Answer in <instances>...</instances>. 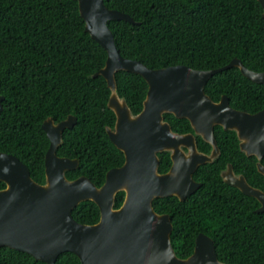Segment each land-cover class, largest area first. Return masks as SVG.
Returning <instances> with one entry per match:
<instances>
[{
	"label": "trees",
	"instance_id": "obj_1",
	"mask_svg": "<svg viewBox=\"0 0 264 264\" xmlns=\"http://www.w3.org/2000/svg\"><path fill=\"white\" fill-rule=\"evenodd\" d=\"M108 9L130 16L134 24L109 21L121 57L156 70L184 65L194 70H214L238 59L245 68L264 72V18L257 0H104ZM106 51L85 31L76 0H0V153L18 158L33 181L45 183L44 156L49 141L41 125L69 115L77 121L62 133L56 154L77 159L68 180L88 178L96 187L106 173L121 167L124 155L109 140L114 127L108 109L110 90L103 77L94 76L106 61ZM116 91L133 114L142 110L148 86L141 76L114 74ZM212 101L228 97L230 106L255 114L264 109V84L245 78L238 68L223 70L205 83ZM164 120L179 134L192 132L186 119L165 114ZM220 155L197 168L193 179L201 186L184 201L157 198L156 213L172 223L170 241L175 255L186 259L195 239L203 234L213 241L217 259L224 264H264V212L260 204L220 176L227 164L249 185L264 192V177L256 158L239 149L233 131L214 127ZM197 148L208 154L210 145L196 137ZM160 174L166 173L169 153L158 154ZM264 165V157L260 161ZM0 182V190L4 189ZM124 193L115 197L118 209ZM74 220L94 225L100 212L91 201L72 211ZM0 264H45L27 253L0 248ZM55 264H80L73 253L60 254Z\"/></svg>",
	"mask_w": 264,
	"mask_h": 264
},
{
	"label": "water",
	"instance_id": "obj_2",
	"mask_svg": "<svg viewBox=\"0 0 264 264\" xmlns=\"http://www.w3.org/2000/svg\"><path fill=\"white\" fill-rule=\"evenodd\" d=\"M85 31L107 54L105 64L94 76L103 77L110 90L107 107L115 115L114 127L106 128L110 142L124 155L121 167L109 170L105 181L96 187L80 176L68 180L67 171L76 170L77 159L61 158L56 151L62 133L72 129L77 119L69 115L54 123L43 121L41 128L49 141L44 156L45 183L32 180L28 168L15 156L0 153V248L29 254L35 261L55 264L62 253H73L80 264H224L217 259L211 238L198 234L193 253L179 259L172 248V223L167 214H158L152 203L157 198L176 197L184 201L200 186L193 179L197 168L211 164L220 155L214 127L233 131L239 149L255 157L257 172L264 177V109L250 114L233 109L228 97L218 102L205 94V83L215 74L238 68L256 84H264V72L248 70L238 59L208 71L184 65L156 70L139 61L121 57L116 49L109 21L134 24L133 19L108 9L104 0H76ZM264 18V0H257ZM124 71L141 76L148 89L142 110L133 114L116 91L114 74ZM0 96V112L2 111ZM165 114L186 119L192 132L179 134L164 120ZM196 137L210 145L208 154L197 148ZM169 153L171 166L158 172L159 157ZM220 176L225 184L260 204L264 212V192L248 184L227 164ZM124 193L122 205L114 208L115 197ZM91 201L100 212L94 225L78 223L72 211L80 203Z\"/></svg>",
	"mask_w": 264,
	"mask_h": 264
}]
</instances>
